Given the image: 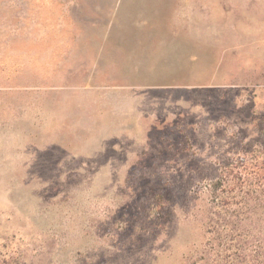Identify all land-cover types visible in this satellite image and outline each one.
<instances>
[{"label":"rangeland","instance_id":"1","mask_svg":"<svg viewBox=\"0 0 264 264\" xmlns=\"http://www.w3.org/2000/svg\"><path fill=\"white\" fill-rule=\"evenodd\" d=\"M245 150L264 0H0V264H189Z\"/></svg>","mask_w":264,"mask_h":264},{"label":"trees","instance_id":"2","mask_svg":"<svg viewBox=\"0 0 264 264\" xmlns=\"http://www.w3.org/2000/svg\"><path fill=\"white\" fill-rule=\"evenodd\" d=\"M205 190L206 243L189 264H264V154L239 153Z\"/></svg>","mask_w":264,"mask_h":264}]
</instances>
